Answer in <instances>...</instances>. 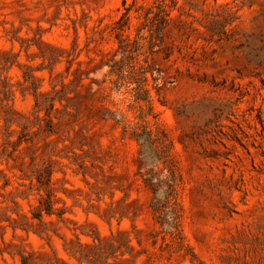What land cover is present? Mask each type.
<instances>
[{"label": "rangeland", "instance_id": "1", "mask_svg": "<svg viewBox=\"0 0 264 264\" xmlns=\"http://www.w3.org/2000/svg\"><path fill=\"white\" fill-rule=\"evenodd\" d=\"M0 264H264V0H0Z\"/></svg>", "mask_w": 264, "mask_h": 264}, {"label": "trees", "instance_id": "2", "mask_svg": "<svg viewBox=\"0 0 264 264\" xmlns=\"http://www.w3.org/2000/svg\"><path fill=\"white\" fill-rule=\"evenodd\" d=\"M128 14H129V9L126 8V11L123 13L122 16H123L124 18H127V17H128ZM132 137L135 138V139L140 143V136H139L138 134H136V133L133 132ZM144 182H145L146 184H148V185H151V184H150V183H151V179H150V178H144Z\"/></svg>", "mask_w": 264, "mask_h": 264}]
</instances>
